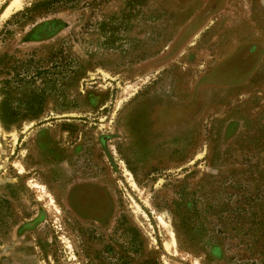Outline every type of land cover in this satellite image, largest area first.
<instances>
[{
    "label": "rangeland",
    "instance_id": "374dc122",
    "mask_svg": "<svg viewBox=\"0 0 264 264\" xmlns=\"http://www.w3.org/2000/svg\"><path fill=\"white\" fill-rule=\"evenodd\" d=\"M13 1L0 3V103L15 112L0 119V264H264V0L241 21L250 36L225 50L247 66L243 77H258L224 102L202 100L183 139L148 164L128 154L124 110L170 82L172 68L188 81L204 70L205 33L167 52L169 11L153 0H129L127 20V0H21L5 15ZM54 20V34L30 36ZM254 41L263 54L249 50ZM76 178L111 189L105 224L69 208Z\"/></svg>",
    "mask_w": 264,
    "mask_h": 264
},
{
    "label": "flooded vegetation",
    "instance_id": "af4514ba",
    "mask_svg": "<svg viewBox=\"0 0 264 264\" xmlns=\"http://www.w3.org/2000/svg\"><path fill=\"white\" fill-rule=\"evenodd\" d=\"M128 1L124 13L121 14L124 20L130 16ZM132 2H137L135 5L139 9L143 0ZM153 2L155 11H169L163 15L171 22L169 32L174 38L166 51L178 49L183 42L179 47L182 50L191 45V38L204 32L205 38L199 43L207 48L209 59L204 70L199 71L191 81H188L189 79L181 72H173L172 68L170 82L161 81L165 84L152 86L148 92L130 100L131 103L126 106L122 126L125 142L132 149L128 154L143 157V162L147 164L151 163L149 161L152 159L166 155V151L173 146V140L185 132L188 133V119L190 116L193 117L192 112L202 100L205 108L217 102H224L226 96H237L256 79L257 75L252 72L242 82L225 84L220 76L227 62L231 60V57L225 54L230 38L233 40L242 35L250 36L251 30L243 32L240 28L241 21L252 20L256 6L261 4L260 0H153ZM244 2L246 7L243 9ZM112 16L111 13L109 17ZM182 17H184L182 20L179 19ZM200 21L203 23L200 24ZM61 23L60 20L43 22L30 32V36L36 39L47 38L61 28ZM186 27L189 29L186 37L188 39H179ZM156 89L162 93L155 94ZM180 122H184V126L179 129L177 125ZM169 157L173 158V148ZM127 175L131 180L128 171ZM67 198L68 206L77 218L90 220L98 225L105 224L115 210L111 189L107 184L92 178H76L67 190ZM70 199L73 200L72 204Z\"/></svg>",
    "mask_w": 264,
    "mask_h": 264
},
{
    "label": "crops",
    "instance_id": "0c3cea01",
    "mask_svg": "<svg viewBox=\"0 0 264 264\" xmlns=\"http://www.w3.org/2000/svg\"><path fill=\"white\" fill-rule=\"evenodd\" d=\"M259 42H250L248 43V45H250L249 50H254V54L257 55L258 52L263 54V48L261 47L260 44H258ZM252 45V46H251ZM230 62H227L226 67L222 70V74L220 76V78L223 80V82L225 84L228 83H237V82H242L243 80H245L252 72H247L246 74H249L245 77H243L244 71L247 69V66L244 64H240V65H233L231 63V60H229ZM237 72H239V74H236ZM235 74V75H234ZM233 75L232 78H228L227 76Z\"/></svg>",
    "mask_w": 264,
    "mask_h": 264
},
{
    "label": "bare ground",
    "instance_id": "6f19581e",
    "mask_svg": "<svg viewBox=\"0 0 264 264\" xmlns=\"http://www.w3.org/2000/svg\"><path fill=\"white\" fill-rule=\"evenodd\" d=\"M2 1H4V0H0V3L2 2ZM20 3H21V0H15V1H13L11 4H10V6L8 7V9H7V11L4 13L5 15H7V13H10L12 10H13V8L14 7H17L18 5H20ZM19 166V165H18ZM39 186V189L41 190V191H44L45 190V187H44V185H42V184H40V183H37ZM50 206L54 209V210H56L57 212H59L60 211V209H59V207H58V205H57V203H56V201H55V199H54V196L52 195V194H50ZM163 223V222H162ZM171 244H174V241H175V239H174V236H173V233L171 234Z\"/></svg>",
    "mask_w": 264,
    "mask_h": 264
},
{
    "label": "trees",
    "instance_id": "16d2710c",
    "mask_svg": "<svg viewBox=\"0 0 264 264\" xmlns=\"http://www.w3.org/2000/svg\"><path fill=\"white\" fill-rule=\"evenodd\" d=\"M10 104L6 103V101H1L0 103V119L4 124H9L14 122V111H11L9 108ZM9 109V110H8ZM21 119H24L23 117H20ZM70 202L72 204V200L70 199ZM69 202V203H70Z\"/></svg>",
    "mask_w": 264,
    "mask_h": 264
}]
</instances>
